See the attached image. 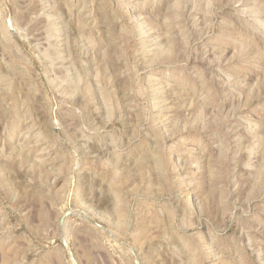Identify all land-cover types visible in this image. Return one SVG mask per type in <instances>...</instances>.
Listing matches in <instances>:
<instances>
[{"label":"rangeland","instance_id":"1","mask_svg":"<svg viewBox=\"0 0 264 264\" xmlns=\"http://www.w3.org/2000/svg\"><path fill=\"white\" fill-rule=\"evenodd\" d=\"M0 264H264V0H0Z\"/></svg>","mask_w":264,"mask_h":264}]
</instances>
